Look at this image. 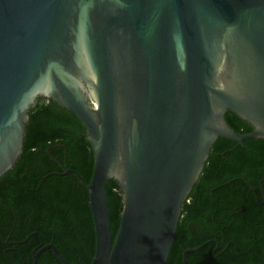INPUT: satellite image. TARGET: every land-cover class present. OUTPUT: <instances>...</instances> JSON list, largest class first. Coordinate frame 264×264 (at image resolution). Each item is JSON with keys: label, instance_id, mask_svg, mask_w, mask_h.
<instances>
[{"label": "water", "instance_id": "1", "mask_svg": "<svg viewBox=\"0 0 264 264\" xmlns=\"http://www.w3.org/2000/svg\"><path fill=\"white\" fill-rule=\"evenodd\" d=\"M36 102L83 147L69 173L83 187L86 264H166L216 140L264 141V0H0V177ZM227 111L252 132L233 131ZM48 249L68 264L52 244L34 262Z\"/></svg>", "mask_w": 264, "mask_h": 264}, {"label": "trees", "instance_id": "2", "mask_svg": "<svg viewBox=\"0 0 264 264\" xmlns=\"http://www.w3.org/2000/svg\"><path fill=\"white\" fill-rule=\"evenodd\" d=\"M23 147L14 166L0 177V264H86L84 194L69 172L83 166V147L56 106L35 103L28 113ZM238 134L252 128L227 111ZM264 141L241 145L218 138L181 211L166 264H264ZM114 241L122 193L106 183ZM218 247V248H217Z\"/></svg>", "mask_w": 264, "mask_h": 264}]
</instances>
